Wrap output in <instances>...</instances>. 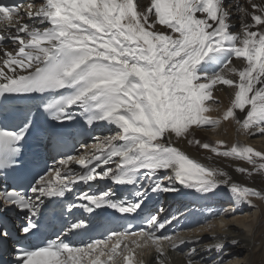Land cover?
Segmentation results:
<instances>
[{
	"label": "snow or ice",
	"instance_id": "snow-or-ice-1",
	"mask_svg": "<svg viewBox=\"0 0 264 264\" xmlns=\"http://www.w3.org/2000/svg\"><path fill=\"white\" fill-rule=\"evenodd\" d=\"M138 2L41 0L35 9L32 3L0 5V49L7 48L5 41L16 49L14 54L2 53L0 97L57 93L43 104L51 120L72 121L75 113L69 109L75 107L89 127L106 124L115 129L112 135L95 138L90 155L60 159L61 167L41 176L30 187L31 195L3 193L5 210L15 207L28 214L21 229L26 238L37 234L45 198H62L81 182L89 188L100 180L139 187L133 200L112 199L110 188L99 194L85 192L76 199L87 203H73L69 212L113 209L139 215L147 197V191L140 190L146 180L153 193L179 192V184L207 197L225 186L236 205L255 208L254 199L264 200L260 191L231 183L225 172L204 166L172 144L173 139H187L194 128L215 130L221 120L230 119L245 134L264 135V3L248 0L251 11L237 5L242 32L233 34L232 5L226 6L225 0H150L143 10ZM25 17L29 23L22 22ZM234 58L241 67H230ZM219 85L234 94L222 117L213 118L208 113L216 110L214 91ZM32 127L29 120L18 131L0 129V170L14 166ZM195 143L216 156L252 166V172L238 168L239 172L264 173V152L251 146L234 144L221 150L223 142L216 147ZM71 164L85 171L77 174ZM101 165L114 167L98 171ZM174 219L161 221L152 215L139 231H112L83 246L49 240L17 250L13 264H142L136 260V249L148 247L158 254V264H167L165 246L175 249L185 241L157 232ZM87 227L82 221L72 222L65 235H83ZM8 237L6 229L0 232V243ZM224 247L215 243L207 249L220 254V264ZM187 264L194 261L189 258Z\"/></svg>",
	"mask_w": 264,
	"mask_h": 264
},
{
	"label": "bare ground",
	"instance_id": "bare-ground-1",
	"mask_svg": "<svg viewBox=\"0 0 264 264\" xmlns=\"http://www.w3.org/2000/svg\"><path fill=\"white\" fill-rule=\"evenodd\" d=\"M253 2L264 3V0H253ZM31 3L34 5L35 9V7L40 5L41 0H32ZM149 3L150 0H139L138 8L143 10L147 5H149ZM238 3H242V7H245L251 11V5L248 3V0H233V9H235V6ZM232 13L233 12H230V26H234L235 24L237 31L240 29L242 32L240 19L241 16L237 20L236 16L233 15L231 17ZM22 22L29 23L27 17H25L24 21ZM157 27L159 30L165 31V29L160 28V26ZM21 35L23 36L22 33ZM15 50L16 49H8L7 51L14 54ZM0 57V66H2L1 52ZM241 66V62L236 59H234L233 64L230 65V67ZM230 78L237 79L235 76ZM233 94V89H229L224 85H219L214 91L216 110L208 113V115L213 118L222 117L224 111H226V109L230 106ZM237 116L238 118L243 119V113L237 112ZM217 128L218 129L215 131H209V138L204 137L203 140H199V138L203 137V131H197L201 128H194L190 130L187 139H173L172 144L183 151L191 159L198 161L204 166L225 172L231 183H237L241 186L254 188L264 195V173H254L250 176L247 173L239 172L237 171L238 168L247 169L249 172H252L253 169L251 165L244 161L216 156L208 149L202 148L199 150L196 148L198 144H195V141L199 140L201 143H208L210 146L216 147L220 141L227 145L228 149L234 144L246 145L242 142L243 138H246V141L249 143V138L256 137V141L258 143L256 142L257 144L252 146V148L257 151L264 152V135L257 134L256 136H250L245 134L241 130L240 125L236 124L231 119L229 121L221 120V123ZM189 140L193 142L189 144ZM226 194H229L232 197L229 190L226 192ZM231 200L233 201V197ZM253 204L256 205L255 208H250L246 204H240V207L235 210V215L229 214L226 217H220V220H217L210 225V231L208 232L203 231L204 227H202L199 230H194V232H190L187 235L181 237L186 239L184 243L179 245V247L183 249V252H165L167 264H187V260L189 258L194 261V264H220V254H218L214 248H212L211 251L207 250L215 243H223L225 245L224 254L222 257L224 264H239L245 260L244 256L246 258L245 264H257L259 258L263 260L262 264H264V200L254 199ZM242 211L248 212L247 214H250L248 218H246V216L242 218L237 216L241 214ZM231 240H237L239 242L238 245L232 246L229 243ZM193 249L195 251H193ZM150 251L151 250H145L142 253L147 255L150 253ZM151 256L154 258L155 264H158V254L154 255L151 253Z\"/></svg>",
	"mask_w": 264,
	"mask_h": 264
},
{
	"label": "rangeland",
	"instance_id": "rangeland-1",
	"mask_svg": "<svg viewBox=\"0 0 264 264\" xmlns=\"http://www.w3.org/2000/svg\"><path fill=\"white\" fill-rule=\"evenodd\" d=\"M231 9L232 10H234L233 9V7H231ZM234 16H236L237 17V19L238 18H240V16H241V13L240 12H233L232 13ZM232 16V15H231ZM233 19V18H232ZM207 129H209V131H215V130H217L218 128H216L215 130H212V129H210V128H207ZM197 131H200V130H197ZM209 131H203V137H201V138H199V140H203L204 139V137L205 138H209V135H210V132ZM202 132V131H201ZM248 141H249V143L246 141V138H243L242 139V142L243 143H245L247 146H254L255 144H257L258 142L256 141V137H251V138H249L248 139ZM220 142V141H219ZM218 142V143H219ZM253 142V143H252ZM255 142V143H254ZM257 142V143H256ZM196 144V143H195ZM197 145V144H196ZM224 145V148H222L221 150H226L227 149V145H225V144H223ZM199 147V148H198ZM196 148L197 149H199V150H201L202 149V147H200V145H198V146H196ZM233 204H234V202H233ZM234 205H236V204H234ZM248 212H245V211H242L241 212V214H239V215H237L238 217H244V216H246V218H248V216L250 215V214H247ZM231 214H233V215H235V210L231 213ZM224 217H226V216H224ZM212 224V223H211ZM210 224V225H211ZM210 225H208V226H206V227H204V229H203V231H205V232H208V231H210ZM240 228V227H239ZM242 229V228H241ZM230 255V254H229ZM244 259L245 260H243L242 262H240L239 264H245L246 263V258H245V256H244ZM262 262H263V260L261 259V258H259V260H258V262H257V264H262Z\"/></svg>",
	"mask_w": 264,
	"mask_h": 264
}]
</instances>
